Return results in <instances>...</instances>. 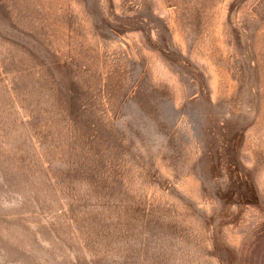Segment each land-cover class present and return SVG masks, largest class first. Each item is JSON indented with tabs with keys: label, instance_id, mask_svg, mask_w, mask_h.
<instances>
[{
	"label": "rangeland",
	"instance_id": "1",
	"mask_svg": "<svg viewBox=\"0 0 264 264\" xmlns=\"http://www.w3.org/2000/svg\"><path fill=\"white\" fill-rule=\"evenodd\" d=\"M0 264H264V0H0Z\"/></svg>",
	"mask_w": 264,
	"mask_h": 264
}]
</instances>
